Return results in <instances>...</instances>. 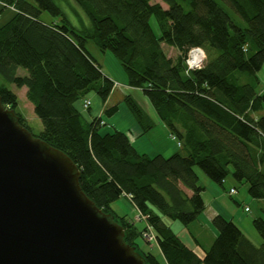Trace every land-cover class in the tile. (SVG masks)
I'll use <instances>...</instances> for the list:
<instances>
[{
  "label": "trees",
  "instance_id": "1",
  "mask_svg": "<svg viewBox=\"0 0 264 264\" xmlns=\"http://www.w3.org/2000/svg\"><path fill=\"white\" fill-rule=\"evenodd\" d=\"M223 1L244 27L215 0H0V16L13 12L0 25L3 106L32 132L7 84L27 89L43 124L36 137L73 161L81 172L82 190L123 226L125 242L147 264H264V209L252 221L261 246L232 219L216 215L212 224L218 235L210 246L191 234L203 258L164 222L167 218L189 228L205 211V187L197 168L218 186L232 177L248 186L253 200L264 201V114L254 116L264 112V92L257 90V73L264 66V0ZM73 4L89 26L75 27L69 21L66 7L75 10ZM43 13L60 22L42 21ZM89 41L116 56L127 73V86L142 92L180 144L178 152L150 157L137 151L126 132H100L104 116L112 117L119 106H105L115 82L91 54ZM252 43L256 50L249 56ZM163 45L179 55L169 58ZM194 47L205 51L206 60L187 72L185 60ZM19 69L27 75L19 76ZM92 93L105 108L103 117L88 122L76 104ZM125 102L142 135L155 128L133 96L127 95ZM120 198L128 199L145 219L117 215L112 204ZM149 229L153 243L144 238ZM139 240L156 246L160 257L143 251Z\"/></svg>",
  "mask_w": 264,
  "mask_h": 264
},
{
  "label": "water",
  "instance_id": "2",
  "mask_svg": "<svg viewBox=\"0 0 264 264\" xmlns=\"http://www.w3.org/2000/svg\"><path fill=\"white\" fill-rule=\"evenodd\" d=\"M80 178L0 97V264H147Z\"/></svg>",
  "mask_w": 264,
  "mask_h": 264
},
{
  "label": "rangeland",
  "instance_id": "3",
  "mask_svg": "<svg viewBox=\"0 0 264 264\" xmlns=\"http://www.w3.org/2000/svg\"><path fill=\"white\" fill-rule=\"evenodd\" d=\"M215 1L231 16V18L234 20V22L237 25L242 27L245 26L244 22H242L236 16L233 10L223 0H215ZM73 6L75 7V10L74 9L71 10L69 7L68 8L66 7L67 15L72 25L75 27H81L83 25L89 26L90 23L87 17L82 12V10L74 4ZM12 13L13 12L11 10H7L3 16H0V25L7 22L9 18H11ZM41 20L48 23L60 22V18H54L48 13H43L41 16ZM151 22L156 34L160 35L159 27L156 20L153 18ZM252 47L253 48H251V51L248 54L249 56H251L256 50V47L254 46L253 43H252ZM88 48L91 54L101 64L104 72L114 76L116 82L120 83L121 85L123 86L127 85L128 82L127 73L125 72L120 61L116 58L114 54H112L110 51H107L105 53L100 52L99 48L96 46V44L93 41H89ZM163 49L169 58L175 59L179 55V52L176 49L171 48L167 45H163ZM18 75L25 76L27 75V73L25 70L19 69ZM257 78L259 80V84L257 85V90L258 92L262 93L264 92V66L261 69V71L257 73ZM0 81H3L1 77H0ZM7 87L18 96L19 110L26 117L32 129V134L35 136L39 135L43 131V124L41 120L36 116L34 112V106L27 99L26 88L18 89L17 87L11 84H7ZM120 91L121 92H117L113 96L112 103L110 105V107L114 105L119 106V111L112 117L104 116L106 125L101 128L100 132L102 134L113 133L115 130L126 132L131 138L132 142L136 145V147L141 150L142 148H144V152H147V154L150 157L156 156L158 154H162L165 157H168L178 152L180 150V148L178 147L179 146L178 142L171 137L168 128L161 121H160L161 124L156 126L150 135L144 136L141 140L138 139V135H137L138 133L135 130L133 131V129L137 127L138 129H140V126L137 124L134 116L132 115L130 109L128 108V105L125 102L126 95L123 96L121 94L122 93L121 89ZM135 96L137 95L135 94ZM86 99H90L91 101L95 100L94 106L91 107L92 112L99 111L98 107L100 106V103L98 100L99 98L97 97L96 94L92 93L89 96H87ZM79 102L81 103L79 105H82L84 100H81ZM141 104L142 106H145L143 103ZM85 119H88L87 115H85ZM182 153L184 154V151H182ZM196 171L200 177L201 185L211 184L214 187L221 189L220 191L223 192L222 188L217 184L213 183L208 178V176L204 172H202L199 168H197ZM227 181L228 182L226 186L228 188H231L233 187V185H235L238 189L237 195H233L230 197V194L227 193L229 195V197L227 198L230 201L229 203L233 211H237V213L240 214L239 216L240 217L242 216L244 219L243 224L241 225L244 233L252 240L255 246L257 247L261 246L262 239L257 233V231L254 229L252 225V221L257 216H262V207L258 204V201L253 200L248 195L247 185L238 184L233 180L232 177H229ZM236 202H238L239 204ZM112 208L117 215L126 216L128 219L131 220H135L136 217L138 216L137 210L135 209L133 204L126 198H120L118 201L112 204ZM245 208H249V210L251 209V212L250 211L246 212ZM166 221L170 223H176V225L183 227L182 224H180L178 221H172L167 218ZM136 224L139 229L142 230L144 228L143 223L136 222ZM173 228H175L174 231L178 235L179 234L178 228L175 226ZM213 229L215 228L213 227ZM191 232L196 238H197V233H201V234L205 233V236L203 237H207V234L208 236L210 235V232L208 230L200 228L197 223H195L192 226ZM139 242L141 244L143 251H151L154 255L160 257V252L156 246H153L151 248L145 242H142V240L141 241L139 240Z\"/></svg>",
  "mask_w": 264,
  "mask_h": 264
},
{
  "label": "crops",
  "instance_id": "4",
  "mask_svg": "<svg viewBox=\"0 0 264 264\" xmlns=\"http://www.w3.org/2000/svg\"><path fill=\"white\" fill-rule=\"evenodd\" d=\"M1 8H2V4L0 3V9ZM9 10H11V9H9ZM3 15L4 14H1V16H3ZM105 74L111 80H113L115 83H118V82H116L114 76H112L110 74H107L106 72H105ZM120 89L122 90V93L121 94L123 96H125V95L126 96L127 95H131V96H133L140 103L141 106H142L141 103H143L145 105V106H142V107L149 114V116L153 119V121L155 123V127L158 126L159 124H161V122L157 119L154 111L152 110L150 104L148 103L147 99L145 98V96L142 94V92L139 89H134V88H131V87L127 86V85H125V86L122 85V88H120ZM120 89H118V88L113 89V92L111 93V96L109 97V99H108V101H107V103H106L105 106L110 107V105L112 103L113 96L117 92H121ZM26 93H27V89H26ZM135 94L137 96H135ZM98 100H99L100 106L98 107L99 111H97V112H92L91 111V107L94 106L95 100H92L91 101L92 102V105L87 110H84L83 109V104L82 105H79V104H81L80 102H78L76 104L77 109L83 113L84 117H85V115H87L88 119H85L86 121L92 122L95 118L103 117V112H104L105 106L103 105V103H102V101H101L100 98ZM139 100L142 101V102H140ZM262 114H264V112H262L260 114H254V116L255 117H259ZM105 123H106V121H105ZM134 130L137 131V133H138L137 134L138 135V139L141 140L144 136L150 135L154 129L151 130L149 133L144 134V135H142V130L141 129H138V127L135 128V129H133V131ZM168 131H169V129H168ZM131 142H132V140H131ZM132 144L134 145V147L137 149V151L139 153H141V154H147V152H144V148H142V150H141V149L137 148L136 145L133 142H132ZM178 147L180 148V146H178ZM227 179L225 180L223 186H220L222 188L223 192L220 191L221 189H218L217 187H214L211 184L202 185V186L205 187V191L203 193V198H204V201H205L206 209L200 215V217L198 218V220L195 223H197L200 228L208 230L210 232V235L208 236V234H207V237H203V236H205V233L204 234L197 233V238L195 236L194 237L196 239H198V241H200V243L203 244L206 247L210 246L212 244V242L214 241V239L218 235L217 230L216 229H213L214 226L212 224V220H213V218L216 215H222L223 217H225L227 219H232L233 221H235L239 225V227L243 231L241 225L243 224L244 219H243L242 216L241 217L239 216L240 214H238L237 211H233V209H232V207H231V205L229 203L230 201L227 198V197H229L228 194H229L230 189H234L235 188L237 190V194H238V189H237V187L235 185H233V187H231V188H228L226 186V184L228 182ZM258 204L262 207V209H264V201H258ZM231 211H233V212H231ZM249 211L251 212V209ZM257 217H259V216H257ZM164 222L169 227H171L173 231L175 229L173 227L174 226L177 227L178 228V233H179L178 234V237L181 239V241L188 248H190L191 250H193L199 257H201V258L204 257V253L200 250V248L197 246V244L194 241V239L191 237V234H192L191 228H192V226L195 223H193L189 228H186V227H181L179 225H176V223H170V222L166 221V218L164 219ZM243 233H244V231H243ZM245 236L252 242V240L246 234H245Z\"/></svg>",
  "mask_w": 264,
  "mask_h": 264
},
{
  "label": "built area",
  "instance_id": "5",
  "mask_svg": "<svg viewBox=\"0 0 264 264\" xmlns=\"http://www.w3.org/2000/svg\"><path fill=\"white\" fill-rule=\"evenodd\" d=\"M206 60V54L205 51L201 48V47H194L191 48L188 52L187 58L185 60L186 62V66H187V72L195 70V69H199L201 68ZM115 88H122V85H120L119 83H115L114 84V89ZM92 102L90 99H85L83 102V109L87 110L91 107ZM173 139H175L174 137H172ZM178 145L180 146V144L178 143ZM230 196L236 195L237 194V190L234 189H230L229 191ZM246 212H249V208H245ZM138 220H144V217L138 216L137 217ZM144 238L147 242L149 243H153L156 241V238L153 234V232L151 231V229H149V231L147 233H145Z\"/></svg>",
  "mask_w": 264,
  "mask_h": 264
}]
</instances>
